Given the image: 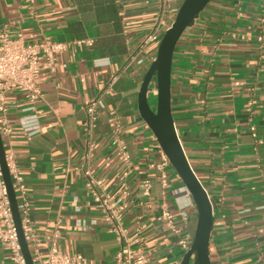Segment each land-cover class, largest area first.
Instances as JSON below:
<instances>
[{"label":"crops","instance_id":"1","mask_svg":"<svg viewBox=\"0 0 264 264\" xmlns=\"http://www.w3.org/2000/svg\"><path fill=\"white\" fill-rule=\"evenodd\" d=\"M183 2L171 0L168 22ZM161 13L157 0H0V36L65 45L55 71H42L36 111L19 90L7 95L12 134L5 151L15 154L23 172L43 257L55 235L63 252L88 264H111L121 249L86 187L81 156L93 145L91 173L117 199L129 191L124 224L141 239L150 264L183 260L179 237L158 218L166 205L182 225L185 185L172 166L160 167L157 139L138 106L158 51V43H142ZM82 41L91 45H77ZM94 99L105 110L89 137L84 127ZM33 114L40 132L29 135L20 119ZM172 114L212 202V264H264V0H212L186 30L173 60ZM117 125L130 169L113 145ZM186 211L184 227L193 238L197 210ZM0 264H13L1 242Z\"/></svg>","mask_w":264,"mask_h":264},{"label":"built area","instance_id":"2","mask_svg":"<svg viewBox=\"0 0 264 264\" xmlns=\"http://www.w3.org/2000/svg\"><path fill=\"white\" fill-rule=\"evenodd\" d=\"M162 11L161 17L155 28L147 35L142 45L147 47L151 44H160L164 34L171 27L174 18L168 22L166 16L170 12L171 0H157ZM89 44L91 42H78L77 45ZM65 49V45L45 41L39 44H27L22 34L12 38L4 32L0 36V132L4 139L10 138L12 127L8 121L7 114L10 109L8 93L12 90H19L24 93L31 103V110L36 111V105L43 101L41 91L42 71L50 69L55 71L57 67L56 57ZM105 110V104L101 99H94L87 107V121L85 131L89 137L96 130L101 113ZM22 129L29 135L40 132L39 122L36 114L22 117L20 119ZM250 131L256 137L255 127H250ZM121 128L117 129L113 137V145L117 151L120 160L130 169L131 157L127 145L121 136ZM84 151L81 156V162L84 167V174L87 178L86 187L92 195L96 205L100 208L102 219L109 230L117 237L121 243V249L111 264H150V259L141 247V239L131 237L124 224V216L128 207L129 191H122L121 198H115L111 194L102 190L103 181H99L91 173V165L95 158L93 145ZM5 147V143H4ZM162 164L160 167L166 168L172 166L164 151L158 144ZM6 162L13 182V189L18 202V209L21 217L22 230L29 248L32 253L34 264H88L87 259L80 255H68L63 252L59 244V236L55 235L51 241L47 255L43 257L39 248V240L35 231L34 223L31 218V206L26 197V185L23 178V172L19 168L15 154L6 152ZM127 176V173L125 174ZM164 185L167 183V175L162 173ZM151 182L147 180L144 184L146 195H149ZM184 205L180 211L181 224H177L176 215L164 205L162 214L158 218L175 235L179 237L178 245L185 254L191 249L193 238L186 233L185 223L189 219L186 211L188 206H195L191 193L184 187ZM0 242L10 251V259L13 264H26L22 250L19 244L18 234L15 227L10 199L5 181L3 179L0 165Z\"/></svg>","mask_w":264,"mask_h":264},{"label":"water","instance_id":"3","mask_svg":"<svg viewBox=\"0 0 264 264\" xmlns=\"http://www.w3.org/2000/svg\"><path fill=\"white\" fill-rule=\"evenodd\" d=\"M212 0H184L171 27L164 34L156 59L149 67L138 97L139 112L172 167L187 187L197 210V224L191 249L181 264H212L209 242L213 227L210 196L193 170L177 133L172 114V70L176 48L186 30ZM0 165L5 181L19 244L26 264H34L21 225L18 202L6 162L4 139L0 132Z\"/></svg>","mask_w":264,"mask_h":264},{"label":"rangeland","instance_id":"4","mask_svg":"<svg viewBox=\"0 0 264 264\" xmlns=\"http://www.w3.org/2000/svg\"><path fill=\"white\" fill-rule=\"evenodd\" d=\"M158 47H159V44H158Z\"/></svg>","mask_w":264,"mask_h":264}]
</instances>
